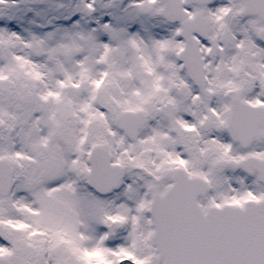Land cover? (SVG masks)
Here are the masks:
<instances>
[{"label": "snow or ice", "instance_id": "snow-or-ice-1", "mask_svg": "<svg viewBox=\"0 0 264 264\" xmlns=\"http://www.w3.org/2000/svg\"><path fill=\"white\" fill-rule=\"evenodd\" d=\"M0 264H264V0H0Z\"/></svg>", "mask_w": 264, "mask_h": 264}]
</instances>
